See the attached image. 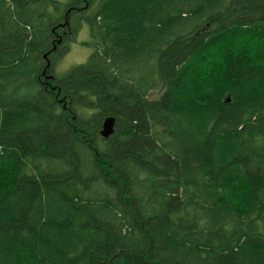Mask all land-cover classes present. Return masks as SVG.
I'll return each instance as SVG.
<instances>
[{
  "label": "trees",
  "instance_id": "trees-1",
  "mask_svg": "<svg viewBox=\"0 0 264 264\" xmlns=\"http://www.w3.org/2000/svg\"><path fill=\"white\" fill-rule=\"evenodd\" d=\"M0 264H264V0H0Z\"/></svg>",
  "mask_w": 264,
  "mask_h": 264
},
{
  "label": "rangeland",
  "instance_id": "rangeland-1",
  "mask_svg": "<svg viewBox=\"0 0 264 264\" xmlns=\"http://www.w3.org/2000/svg\"><path fill=\"white\" fill-rule=\"evenodd\" d=\"M68 1V0H60ZM89 38L87 30L81 31L77 37V41L72 43L69 51L64 55L62 61L59 63L58 72L64 73L69 67L79 64L87 59L91 53V48L84 45V41Z\"/></svg>",
  "mask_w": 264,
  "mask_h": 264
},
{
  "label": "water",
  "instance_id": "water-1",
  "mask_svg": "<svg viewBox=\"0 0 264 264\" xmlns=\"http://www.w3.org/2000/svg\"><path fill=\"white\" fill-rule=\"evenodd\" d=\"M114 122H115L114 117L108 116L105 118V120L103 122V127L101 129V134L104 137H108L110 134H112V132L114 130Z\"/></svg>",
  "mask_w": 264,
  "mask_h": 264
},
{
  "label": "bare ground",
  "instance_id": "bare-ground-1",
  "mask_svg": "<svg viewBox=\"0 0 264 264\" xmlns=\"http://www.w3.org/2000/svg\"><path fill=\"white\" fill-rule=\"evenodd\" d=\"M88 10V9H87ZM85 13V12H84ZM78 19V18H77ZM87 23V22H86ZM67 25V24H66ZM89 26V25H88ZM58 27V26H57ZM90 30V29H89ZM59 32V31H58ZM60 34V33H59ZM90 34V33H89ZM57 38V37H56ZM63 39V38H62ZM61 43V42H60ZM68 48V47H67ZM145 90V89H144Z\"/></svg>",
  "mask_w": 264,
  "mask_h": 264
}]
</instances>
